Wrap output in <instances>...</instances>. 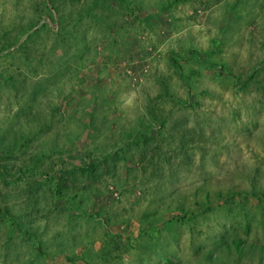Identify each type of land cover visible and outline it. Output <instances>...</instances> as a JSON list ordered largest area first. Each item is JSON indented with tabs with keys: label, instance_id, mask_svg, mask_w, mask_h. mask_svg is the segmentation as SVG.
<instances>
[{
	"label": "rangeland",
	"instance_id": "rangeland-1",
	"mask_svg": "<svg viewBox=\"0 0 264 264\" xmlns=\"http://www.w3.org/2000/svg\"><path fill=\"white\" fill-rule=\"evenodd\" d=\"M0 264H264V0H0Z\"/></svg>",
	"mask_w": 264,
	"mask_h": 264
}]
</instances>
